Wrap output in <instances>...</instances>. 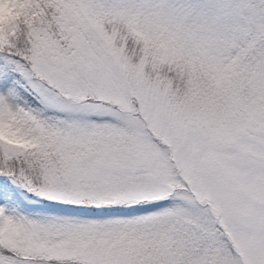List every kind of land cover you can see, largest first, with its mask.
I'll return each mask as SVG.
<instances>
[{"label":"snow or ice","instance_id":"1","mask_svg":"<svg viewBox=\"0 0 264 264\" xmlns=\"http://www.w3.org/2000/svg\"><path fill=\"white\" fill-rule=\"evenodd\" d=\"M0 264H264V0H0Z\"/></svg>","mask_w":264,"mask_h":264}]
</instances>
